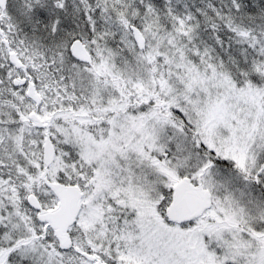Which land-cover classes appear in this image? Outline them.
<instances>
[{"label":"snow or ice","instance_id":"obj_1","mask_svg":"<svg viewBox=\"0 0 264 264\" xmlns=\"http://www.w3.org/2000/svg\"><path fill=\"white\" fill-rule=\"evenodd\" d=\"M0 264H264V0H0Z\"/></svg>","mask_w":264,"mask_h":264}]
</instances>
